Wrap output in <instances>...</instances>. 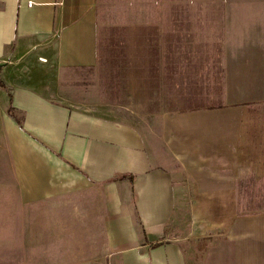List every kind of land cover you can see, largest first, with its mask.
I'll list each match as a JSON object with an SVG mask.
<instances>
[{
	"label": "crops",
	"instance_id": "0c3cea01",
	"mask_svg": "<svg viewBox=\"0 0 264 264\" xmlns=\"http://www.w3.org/2000/svg\"><path fill=\"white\" fill-rule=\"evenodd\" d=\"M190 4L214 38L188 43L189 71L159 39L156 72L113 104L64 94L98 65L97 0H0V201L48 207L63 264H264L260 197L239 199L243 171H264V0Z\"/></svg>",
	"mask_w": 264,
	"mask_h": 264
},
{
	"label": "rangeland",
	"instance_id": "374dc122",
	"mask_svg": "<svg viewBox=\"0 0 264 264\" xmlns=\"http://www.w3.org/2000/svg\"><path fill=\"white\" fill-rule=\"evenodd\" d=\"M194 0H97L99 62L94 68L68 72L64 94L71 100H90L125 104L132 101L131 74L140 71L154 73L157 69V41L177 40L181 43V73L189 71L188 43L198 38L213 39V33H199L189 22V8ZM166 45V44H165ZM143 46V48H142ZM159 50V53H158ZM183 53H186L183 56ZM166 57L164 60L166 62ZM184 101V96H182ZM186 105L182 103V107ZM177 178L192 182L189 171H174ZM239 184V199L249 210L250 199L259 198V208L264 212V171H243ZM193 173V171H191ZM216 179L237 180L236 171H213ZM241 173V171H240ZM221 176V177H220ZM231 176V177H230ZM229 178V179H228ZM233 179V180H231ZM259 179L260 191H252ZM190 180V181H189ZM242 180V181H241ZM240 187V186H239ZM243 191V190H242ZM254 195V197H253ZM49 230L48 207H14L9 201H0V264H63L60 248ZM204 245H199L202 251ZM191 264H199L200 253H187ZM70 260H78L70 256Z\"/></svg>",
	"mask_w": 264,
	"mask_h": 264
},
{
	"label": "trees",
	"instance_id": "16d2710c",
	"mask_svg": "<svg viewBox=\"0 0 264 264\" xmlns=\"http://www.w3.org/2000/svg\"><path fill=\"white\" fill-rule=\"evenodd\" d=\"M0 86L2 87V88H4L5 87V85H4V82L2 81V79H1V77H0ZM6 88V87H5ZM8 92H9V94H10V96H11V90H9L8 89ZM8 114L10 115V116H14V114H13V108H12V104H10V107H9V109H8ZM119 178V177H118ZM120 178H127V176H122V177H120ZM128 178H130V180L133 182L134 181V177L133 176H130V177H128ZM159 244H155V245H153V246H158Z\"/></svg>",
	"mask_w": 264,
	"mask_h": 264
}]
</instances>
